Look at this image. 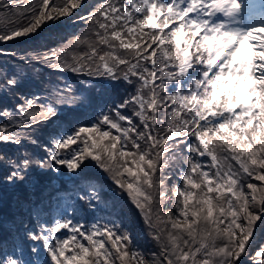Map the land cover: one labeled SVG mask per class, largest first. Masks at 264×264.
Returning a JSON list of instances; mask_svg holds the SVG:
<instances>
[{"label":"snow or ice","instance_id":"obj_1","mask_svg":"<svg viewBox=\"0 0 264 264\" xmlns=\"http://www.w3.org/2000/svg\"><path fill=\"white\" fill-rule=\"evenodd\" d=\"M82 2L27 0L24 23L8 20L0 42L38 34L50 23L71 17ZM0 9L13 12L12 0H0ZM78 19L91 31L86 29L43 55L21 59L84 76L85 87L99 85L101 99L119 81L134 91L119 102L102 104L91 124L51 132L43 146L44 157L32 158L25 149L19 158L0 154V165L8 169L7 182L16 184L26 183L33 169L57 176L63 169L73 178L77 199L94 210L101 193L90 183L93 178L81 173L95 162L128 196L149 229L156 230L158 241L163 231L158 223L170 222L167 243L161 241L159 255L151 253L154 259L148 260L127 226L96 220L88 227L65 215L51 226L40 223L38 230L25 228L21 242H33L27 249L33 258L23 259L24 249L17 246L14 253L21 255H0V264H243L242 257L249 264H264V243L253 249L252 239L256 221L264 216V0H131L130 5L105 0ZM173 24L169 33L161 35ZM143 40L150 43L141 48ZM154 44L160 50L159 61L154 59L156 49L143 55ZM69 45L86 46V50L73 51L69 57ZM119 49L131 51L118 54ZM25 78L18 72L0 75V90H15L20 101L14 112L0 111V118L8 121L0 124V143L36 144L31 131L53 122L63 109L90 103L67 83L54 87L52 99L41 102L39 95L22 91ZM170 84L174 91L169 90ZM157 90L164 95L158 96ZM129 107L132 116L121 111ZM161 107L173 121L180 117L166 131L155 127ZM188 137L198 143L186 145L187 150L209 157L211 163L187 157L189 167L181 171L183 186L174 189L177 215L168 211L165 222L161 212L169 199L168 161L176 158ZM241 173L262 183L243 181ZM63 230L71 234L60 235Z\"/></svg>","mask_w":264,"mask_h":264},{"label":"trees","instance_id":"obj_2","mask_svg":"<svg viewBox=\"0 0 264 264\" xmlns=\"http://www.w3.org/2000/svg\"><path fill=\"white\" fill-rule=\"evenodd\" d=\"M12 2L13 12L5 13L3 9H0V31L4 30V25L8 23V20H19L21 24L24 23L22 16L27 15V13H23V8L27 0H12ZM104 2L105 0H83L82 7H80V14L73 10L72 20L75 21L73 32L65 28L59 29L58 31L50 29V26H47L38 34L16 38L8 42H0V52L4 53L0 55V75L4 72L25 73L26 78L25 87L22 89L23 92L29 95H39L42 98L41 102H45L43 100L45 97L52 99L50 93L54 87L60 86L61 83H67L75 89L78 95H82L81 97H85L90 101V103L78 107L75 110H61L59 117L54 119L53 122L47 125H41L31 131L30 135L37 140L36 144L24 143L22 146H18L13 143H0V154H7L19 158V153L26 149L32 158L44 157L45 152L43 146L50 140L51 132L58 127L71 131L79 124H91L99 114L102 104L106 102L108 105H111L119 102L127 93L134 91L132 86L126 85L123 81H119L108 88L104 93L103 99H101L98 91L99 85L96 86L97 91H93L92 87H85L86 78L84 76L73 74L70 71H56L43 63H25L21 59V57H30L33 53L43 55L44 50L57 47V43L66 41L74 36L82 35L86 29L91 31L89 25L79 20L78 17L86 16L88 13L95 11ZM116 2L118 4L130 5L131 0H116ZM17 8L21 9V12H16L15 9ZM81 29L83 30L80 31ZM93 39H95L94 36ZM197 39L199 38L197 37ZM144 42L145 40L140 41L141 45ZM100 47L106 49V46L101 45ZM84 50H86V46L76 47L69 45L67 55L70 57L73 51L78 53ZM126 52H130V50L123 49L118 54H126ZM156 59L159 61V58ZM195 75L198 77L199 74L195 73ZM132 79L134 81L136 80L135 77ZM14 91L6 92L0 90V111L4 108L11 109L13 112L15 111V105L20 101L16 99ZM116 95L118 96L117 100L114 98ZM157 95L161 96L163 93L157 90ZM121 111L127 116H132L128 108L122 109ZM156 115L157 124L155 127L157 130L166 131L170 123H178L177 119L173 121L170 114L164 111L162 107L157 110ZM134 119H137L136 121L139 123L137 125L138 128H142L143 125L140 124L138 118L133 116ZM3 123H8L6 118H0V124ZM160 134L163 133L161 132ZM176 139L180 140L182 138L177 137ZM194 142L198 143L195 137H188L185 140V144L180 147L176 158H169V168L166 170L168 177L166 179V188L169 199L162 205V221H167L168 211H172L173 216L177 215L174 189L175 187L183 186L181 171H186L189 167L186 163L187 157L191 155L194 160L208 161L209 164L211 163L209 157H199L198 154H191L187 150L186 145ZM168 143L172 144L173 141L169 140ZM229 162L234 169L238 170L239 166L235 161L230 160ZM129 166H132L131 163H129ZM7 173L8 169L0 165V255L15 254L20 256L21 253L19 251H15L14 253V249L19 246V248L24 249L23 259L33 258L28 255L27 251L33 242L29 240H24L23 243L21 242L25 228L38 230L40 223H47L51 226L57 219L65 215H72L74 220H79L88 227L96 220H99L101 224L109 220H115L127 226L133 236L134 244L143 251L145 258L148 260L154 259L151 253H157L159 255L161 241L167 243V232L170 230V222L167 225L165 223H158V229H163L160 232L161 240L158 241L154 235L156 230L149 229L128 196L118 189L109 175L99 169L95 165V162H90L88 167L84 169V172L81 173L82 176H91L93 179L90 183L95 184L97 190L101 193V199L97 202V207L94 210L86 209L84 202L77 199L76 185L73 182V178L63 169L59 176L52 171L41 174L38 170L33 169L30 174L31 178L24 184L7 182ZM241 178L243 181L257 183V185L262 183L246 177V174H243ZM84 186L86 187L87 185ZM244 190L246 192L249 191L246 188V183ZM21 224H23V227H21ZM252 239L255 240L253 249L264 243V216H261V219L256 221ZM27 241L28 245L25 244ZM217 243L219 244L220 241H217ZM106 246L110 248V244ZM242 261L243 264H249L247 257H242Z\"/></svg>","mask_w":264,"mask_h":264},{"label":"rangeland","instance_id":"obj_3","mask_svg":"<svg viewBox=\"0 0 264 264\" xmlns=\"http://www.w3.org/2000/svg\"><path fill=\"white\" fill-rule=\"evenodd\" d=\"M74 11H77L78 13L80 12V8H77V9H75ZM80 14V13H79ZM73 19V16H71V17H65V18H63V20L61 21V22H59V23H57V24H55V25H52L51 23L48 25V26H50V29H55V30H58L59 31V29H63V28H65L66 30H68V31H70V32H73V27H74V25H75V21L74 20H72ZM163 19V17H161V20ZM158 23H159V21H158ZM176 24H178L179 22L177 21V22H175ZM255 23H257V25H259V23H260V21L259 20H257V21H255ZM173 26H175V24H173V25H170L169 26V28H166V29H164V32L163 33H161V35H166L167 33H169L170 32V30H171V28L173 27ZM245 26H250V24L248 23V22H246V25ZM83 29H81L80 31H82ZM148 31H150V29H148V28H146L145 29V32H148ZM155 31H157V32H159V29H155ZM79 33V32H78ZM199 38V37H198ZM59 42V41H58ZM147 43H150V41L149 40H145V42L141 45V48H143V47H145L146 46V44ZM60 43H57V46L59 45ZM117 45H118V43H117ZM163 47H168V44H167V42L165 43V45H163ZM153 49H156V57H154V59H156V58H159L160 59V50H159V47H157V45H152V48H149L148 49V51L147 52H145V53H143V55H149V54H151V52H152V50ZM119 51H120V53L123 51V49H119ZM131 51V50H130ZM124 54V53H123ZM31 56V55H30ZM149 66H151L150 65V63H149ZM158 75H159V73H157ZM156 83H159V81H156ZM93 89V91H97V88L95 87V88H92ZM169 90L170 91H174L175 90V86L174 85H169ZM242 91H243V89H242ZM84 92L85 93H87V91L86 90H84ZM83 95H84V93H83ZM163 95H164V93H163ZM82 96V95H81ZM115 98V100H117V98H118V96L116 95V97H114ZM130 111V114L132 115V108L131 107H129L128 108ZM123 113V112H122ZM124 114V113H123ZM182 116H184V114L182 113ZM136 118H138V117H136ZM177 119V121L179 122V119H180V117H177L176 118ZM137 119H134L133 120V122L135 123V124H137V125H139V123H137V121H136ZM138 120H139V118H138ZM214 122H216V121H214ZM122 123H124V122H122ZM201 123H203V122H201ZM114 132V131H113ZM191 154H194V153H191ZM243 176V174L241 173V177ZM213 196H215L216 194L215 193H213L212 194ZM71 233H69L67 230H63L62 231V233L60 234V235H63V236H67V235H70ZM79 240H81L86 246H87V244H86V240H83V238L82 237H77ZM26 245H28V241L25 243ZM32 244V243H31ZM70 247H71V242H70ZM24 254V253H23ZM69 255L71 254V252L70 253H68Z\"/></svg>","mask_w":264,"mask_h":264}]
</instances>
